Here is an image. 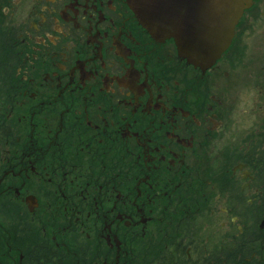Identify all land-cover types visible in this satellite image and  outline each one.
<instances>
[{"label": "flooded vegetation", "instance_id": "obj_1", "mask_svg": "<svg viewBox=\"0 0 264 264\" xmlns=\"http://www.w3.org/2000/svg\"><path fill=\"white\" fill-rule=\"evenodd\" d=\"M0 23V264H264V0L205 66L127 0Z\"/></svg>", "mask_w": 264, "mask_h": 264}, {"label": "water", "instance_id": "obj_2", "mask_svg": "<svg viewBox=\"0 0 264 264\" xmlns=\"http://www.w3.org/2000/svg\"><path fill=\"white\" fill-rule=\"evenodd\" d=\"M252 0H127L155 38L172 37L196 66L211 64L229 44L234 25Z\"/></svg>", "mask_w": 264, "mask_h": 264}, {"label": "trees", "instance_id": "obj_3", "mask_svg": "<svg viewBox=\"0 0 264 264\" xmlns=\"http://www.w3.org/2000/svg\"><path fill=\"white\" fill-rule=\"evenodd\" d=\"M7 31L0 23V98L3 95L2 89L4 87L5 80L8 79V76L11 75V71L14 72V69L11 70L9 64L13 63L12 55L8 51V36L6 35Z\"/></svg>", "mask_w": 264, "mask_h": 264}]
</instances>
